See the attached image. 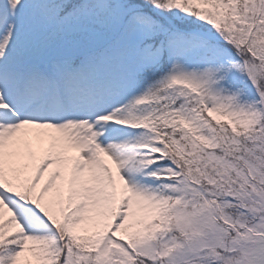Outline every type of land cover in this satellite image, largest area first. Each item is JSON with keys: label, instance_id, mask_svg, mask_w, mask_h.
<instances>
[{"label": "snow or ice", "instance_id": "obj_1", "mask_svg": "<svg viewBox=\"0 0 264 264\" xmlns=\"http://www.w3.org/2000/svg\"><path fill=\"white\" fill-rule=\"evenodd\" d=\"M0 264H264V0H0Z\"/></svg>", "mask_w": 264, "mask_h": 264}]
</instances>
